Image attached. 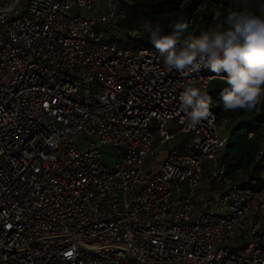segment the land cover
Returning <instances> with one entry per match:
<instances>
[{"label": "built area", "instance_id": "obj_1", "mask_svg": "<svg viewBox=\"0 0 264 264\" xmlns=\"http://www.w3.org/2000/svg\"><path fill=\"white\" fill-rule=\"evenodd\" d=\"M148 1L0 0V264H264V116L254 172L229 174L234 111L212 98L193 129L179 101L223 79L164 68L130 20Z\"/></svg>", "mask_w": 264, "mask_h": 264}, {"label": "clouds", "instance_id": "obj_2", "mask_svg": "<svg viewBox=\"0 0 264 264\" xmlns=\"http://www.w3.org/2000/svg\"><path fill=\"white\" fill-rule=\"evenodd\" d=\"M225 23L227 28L217 25L183 39L189 27L186 20L171 24L168 34L159 24H145L144 30L167 71L184 74L208 68L227 84L220 93L224 111H253L264 104V15L230 13ZM179 101L188 127L213 123L212 97L196 80L184 85Z\"/></svg>", "mask_w": 264, "mask_h": 264}, {"label": "trees", "instance_id": "obj_3", "mask_svg": "<svg viewBox=\"0 0 264 264\" xmlns=\"http://www.w3.org/2000/svg\"><path fill=\"white\" fill-rule=\"evenodd\" d=\"M262 3L264 0H252V3L250 0H149L133 8L130 20L132 27L136 28H144L145 24L149 23L159 24L164 34L170 33V25L177 20H186L189 27L183 34V39L189 35L198 36L209 28H215L216 22L223 23L227 28L225 21L230 13L244 12L250 8L257 15H262ZM144 35L149 39V34L145 30ZM224 87H227L224 80H213L211 85L213 93L210 96L220 99ZM257 108L251 112L256 113ZM259 112L264 115V104H261ZM260 122L258 118L247 125L237 124L229 135L221 154V162L226 164L229 174H236L242 170H249L248 175L254 172L253 161L260 144ZM250 133H253L252 137H249Z\"/></svg>", "mask_w": 264, "mask_h": 264}, {"label": "rangeland", "instance_id": "obj_4", "mask_svg": "<svg viewBox=\"0 0 264 264\" xmlns=\"http://www.w3.org/2000/svg\"><path fill=\"white\" fill-rule=\"evenodd\" d=\"M250 3H252V0H250ZM132 10L130 11V14H131ZM245 11H250V12L255 13L250 8L246 9ZM263 14H264V3H262V15ZM245 113L256 114V119L264 116V115L260 114V112L258 110L256 113H253L251 111H245V110L238 109V110L234 111V113L231 115L230 121L226 124L225 132L227 134L230 135L232 133V130L234 129V127L239 123V121L242 118H244L246 116V115H244ZM250 122H252V121H250ZM84 136H85L84 133H80V139L76 140V143L79 144L80 147H82L81 140ZM179 137L182 138L183 136L180 135ZM177 145H178V141L176 140V141L168 143L165 146V148L170 149V148L176 147ZM102 153H103V161H104V163H106L108 165H114L119 158L118 153H117V147L103 146L102 147ZM222 153H223V151H222ZM156 158H157L156 155H152V156H149L148 158H146L145 164H144L145 171H147V172L150 171L152 166H154L156 164ZM203 169H204V177H203V180L201 183V188L204 184L207 183L210 186H212L213 189H216L217 188V180H216V178L212 177L211 160H207L206 162H204ZM248 173H249V170L239 171L237 173V177H240L242 179L246 178Z\"/></svg>", "mask_w": 264, "mask_h": 264}, {"label": "water", "instance_id": "obj_5", "mask_svg": "<svg viewBox=\"0 0 264 264\" xmlns=\"http://www.w3.org/2000/svg\"><path fill=\"white\" fill-rule=\"evenodd\" d=\"M256 119V114H248L244 118H242L238 124L247 125L250 121H254Z\"/></svg>", "mask_w": 264, "mask_h": 264}, {"label": "crops", "instance_id": "obj_6", "mask_svg": "<svg viewBox=\"0 0 264 264\" xmlns=\"http://www.w3.org/2000/svg\"><path fill=\"white\" fill-rule=\"evenodd\" d=\"M212 93H213V91H212Z\"/></svg>", "mask_w": 264, "mask_h": 264}]
</instances>
